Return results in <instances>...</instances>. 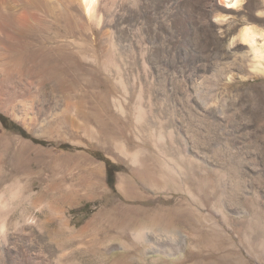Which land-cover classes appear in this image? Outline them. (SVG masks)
<instances>
[{"label":"rangeland","instance_id":"374dc122","mask_svg":"<svg viewBox=\"0 0 264 264\" xmlns=\"http://www.w3.org/2000/svg\"><path fill=\"white\" fill-rule=\"evenodd\" d=\"M101 5L98 25L74 10L81 29L62 18L49 32L27 33L8 57L36 69L22 81L36 95L0 94V115L53 144L0 121V192L16 180L24 194L33 184L39 199L26 213L58 221L63 210L68 220L67 229L35 234L41 263L125 264L123 245L133 240L130 264H264V76L233 55L244 46L224 47L241 16L264 26L255 16L264 0L239 12L218 0ZM216 11L236 18L231 31L212 22ZM66 38L82 50L67 63L48 46ZM10 106L31 119L23 124ZM96 152L120 167L113 186ZM143 226L148 244L135 236ZM121 231L128 239L114 237ZM151 245L159 250L144 252Z\"/></svg>","mask_w":264,"mask_h":264},{"label":"bare ground","instance_id":"6f19581e","mask_svg":"<svg viewBox=\"0 0 264 264\" xmlns=\"http://www.w3.org/2000/svg\"><path fill=\"white\" fill-rule=\"evenodd\" d=\"M102 1L103 0H0V94H6L8 98L18 95L27 97L36 95V92L29 86L22 85V81L27 83L29 77L36 75L34 74V72H37L36 69L32 65L23 69L8 59L10 53H13L14 50L16 51L23 41L27 42L28 39L26 35H29L27 33L33 36L35 35L34 33L38 31L49 32L52 25L58 23L62 18L65 19L64 26L81 29L83 27V19L81 15L77 16L74 12V10L77 9L83 11V13L90 17L91 21L93 20L92 22L98 25L102 15ZM75 16H77V18H75ZM6 17L14 23L12 25V28L15 30L14 34L9 33L4 28V26L10 25ZM72 37H74V35ZM48 46L51 53H53L51 55L52 58L63 59L66 63L73 58L72 53L80 54L82 52L81 45L77 42L76 38H66L61 40L60 43H56L55 45L49 44ZM70 46H75L76 50H70ZM97 57L98 54H96L94 59L96 62H99L97 61V59H99ZM34 66H36V64ZM25 109H27V106L26 108L24 107L23 110ZM7 112L19 119L23 124L31 119L25 112H16L12 106H10ZM3 181L5 180L3 179ZM31 186H33V184H30L27 192L24 194L23 190L26 189V185L22 184L20 180H16L5 185L4 190L0 192V227L3 228V230L0 231V264H25L22 259L24 252L27 257L26 264H45L46 262L41 263L42 259L38 254L41 251V247L38 245L39 242L35 243V234H37V231H40L41 228L53 230L56 226L62 229H67L68 227V220L63 210L59 211L58 221H56L51 213L42 211L39 216L26 213L27 206L35 208L37 200L39 199L36 194L30 191L32 189ZM4 191L9 193V196L6 197L7 199H5ZM24 204L27 206H24ZM27 218L34 219L35 223H25ZM135 236L140 238L145 244L150 242L147 227L143 226L140 228ZM114 237H124L128 239V233L121 231L120 234ZM134 244L132 240L123 245L124 250L121 257L125 264H130L131 260L136 258L137 250L133 248L135 247ZM43 249L47 251V254L48 252H53L52 246L48 244H45ZM181 249L182 247L179 246L178 250ZM148 250H159V248H155L152 245L144 248V252ZM91 253H95V250L93 249ZM144 258L143 256V259ZM52 263L50 262L48 264ZM61 264L64 263L62 262Z\"/></svg>","mask_w":264,"mask_h":264},{"label":"clouds","instance_id":"9594fccd","mask_svg":"<svg viewBox=\"0 0 264 264\" xmlns=\"http://www.w3.org/2000/svg\"><path fill=\"white\" fill-rule=\"evenodd\" d=\"M246 2L247 0H218V3L223 8L235 10L236 12L241 11ZM255 16L264 18V9L257 10ZM211 19L218 26L226 25L227 31H231L237 23L233 15L220 11H216ZM239 23L240 26L233 34L228 36L224 47L231 51L238 45L244 46L242 51L235 52L233 55L247 60V68L250 73L264 76V26L249 22L246 16H241ZM217 33L223 38L225 36V29L218 28ZM25 223L34 224L35 220L27 218ZM2 230L3 228L0 227V231Z\"/></svg>","mask_w":264,"mask_h":264},{"label":"trees","instance_id":"16d2710c","mask_svg":"<svg viewBox=\"0 0 264 264\" xmlns=\"http://www.w3.org/2000/svg\"><path fill=\"white\" fill-rule=\"evenodd\" d=\"M0 121L2 123H7L9 122V128H11V130L20 133L21 135H23L24 137H30V135L28 133L25 132V130L20 127L17 123H15L14 121L8 120L7 117L0 115ZM32 138L35 142H38L42 145H48V144H53L49 141L43 140V139H36L33 137ZM70 145L68 144H61L58 145L59 148H68ZM96 157H98L99 159H104L106 162V176H107V182L109 183L110 186H113L114 184V172L118 169H120V167L118 165H115L114 163H112L111 161H109L108 159H105L104 157L101 156L100 153L96 152L94 153Z\"/></svg>","mask_w":264,"mask_h":264}]
</instances>
